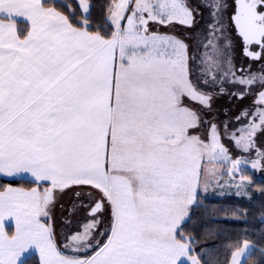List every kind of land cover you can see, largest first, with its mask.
<instances>
[{"label": "snow or ice", "instance_id": "obj_1", "mask_svg": "<svg viewBox=\"0 0 264 264\" xmlns=\"http://www.w3.org/2000/svg\"><path fill=\"white\" fill-rule=\"evenodd\" d=\"M95 7L0 0V177L34 185H0V264H201L182 224L208 165L264 168V67L234 57L264 65V0H107L99 27ZM224 94L253 95L231 130ZM69 192L86 212L66 232Z\"/></svg>", "mask_w": 264, "mask_h": 264}, {"label": "trees", "instance_id": "obj_2", "mask_svg": "<svg viewBox=\"0 0 264 264\" xmlns=\"http://www.w3.org/2000/svg\"><path fill=\"white\" fill-rule=\"evenodd\" d=\"M63 2L75 4V0ZM90 3L96 5L93 11L94 26L99 27L107 0H90ZM243 175L251 177L252 198L199 194L189 219L182 226L183 236L195 241L192 248L201 264H230L231 255L244 243L252 245L246 264H264V180H259L253 170L245 171ZM0 185L34 186L27 180L3 178H0ZM37 259L38 256L32 257L30 264H37Z\"/></svg>", "mask_w": 264, "mask_h": 264}, {"label": "rangeland", "instance_id": "obj_3", "mask_svg": "<svg viewBox=\"0 0 264 264\" xmlns=\"http://www.w3.org/2000/svg\"><path fill=\"white\" fill-rule=\"evenodd\" d=\"M199 0H193V3H198ZM228 3H231V0H228ZM162 31H169V29H162ZM184 29L177 25L175 28V32L177 35H181L184 33ZM235 63L237 66L243 64L248 65L251 64L252 71H256L258 68L264 67V65L259 62L250 61L246 55L240 50L239 46H237L236 51L234 53ZM231 91L234 85L227 86ZM253 89L258 90L259 85H253ZM242 90V89H238ZM253 95H245L243 99H238L236 96H230L228 94H224L215 98L213 101V113L215 116L216 122L219 123L221 121L227 122L229 129L237 128L238 125L245 124V118H241L239 121H236L235 118L241 113L243 109H251L252 108ZM228 111V113L226 112ZM225 113L226 115H223ZM255 140L257 144L264 149V135L257 133ZM224 143L229 147L231 155L235 159L237 156L242 157L244 160H255L257 156L255 151H250L248 153H242L237 149L232 147L231 140H224ZM264 163V162H262ZM243 173L245 171H255V174L258 176L259 180H264V168L261 169H252L250 166H242ZM209 171L207 176L204 178L208 182L207 191H204V179H202L200 185V194L204 196H212V197H222L226 195H236L246 198H252V194L254 192L253 188H251V177H248L244 180H241L238 176L239 174H228L230 165L226 162H218L211 165H208ZM63 207H57L55 211L56 223L57 226L64 231H72L75 229V226L82 219L86 212V207L81 206L75 198L72 196L71 192L67 193L63 200L61 201ZM63 226V227H62Z\"/></svg>", "mask_w": 264, "mask_h": 264}, {"label": "crops", "instance_id": "obj_4", "mask_svg": "<svg viewBox=\"0 0 264 264\" xmlns=\"http://www.w3.org/2000/svg\"><path fill=\"white\" fill-rule=\"evenodd\" d=\"M21 24H23V27L21 26ZM17 27H18L19 29H24V28L29 27V23L23 21V18H18V20H17ZM0 178L7 179V180H12L11 178H4V177H0ZM11 187L28 189V188H26V187H19V186H11ZM199 194H200V193H199ZM199 194H198V196H199ZM198 196H197L196 201H195L193 204L189 205V208H188V216L185 218V222L189 219L190 214H191L192 207H193V205L196 204V202H197V200H198ZM55 211H56V210H55ZM183 224H184V223H183ZM183 224H182V226H183ZM62 227H63V226H62ZM5 230H6L9 234L14 233V231H15V228H14V222H13V226H9V224L6 222ZM247 244H248V243H247ZM248 245H249V249L252 250V245H251V244H248ZM248 255H249V253L246 251V256L248 257ZM37 256H38V254H37ZM197 258H198V257H197ZM198 259H199V258H198ZM243 263H244V262L242 261V264H243ZM230 264H231V262H230Z\"/></svg>", "mask_w": 264, "mask_h": 264}]
</instances>
